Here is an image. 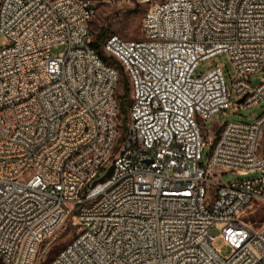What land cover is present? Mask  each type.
Returning <instances> with one entry per match:
<instances>
[{
  "label": "built area",
  "instance_id": "2783aa9c",
  "mask_svg": "<svg viewBox=\"0 0 264 264\" xmlns=\"http://www.w3.org/2000/svg\"><path fill=\"white\" fill-rule=\"evenodd\" d=\"M141 1L142 38L108 34L100 54L93 1L0 0L4 264H34L69 215L78 232L46 264H264V223L245 220L264 204V79L249 78L264 70V0ZM217 54L234 70L231 89L218 65L194 74ZM124 70L136 98L123 131ZM259 102L253 122L203 135L214 114ZM238 171L257 175L213 180Z\"/></svg>",
  "mask_w": 264,
  "mask_h": 264
},
{
  "label": "rangeland",
  "instance_id": "374dc122",
  "mask_svg": "<svg viewBox=\"0 0 264 264\" xmlns=\"http://www.w3.org/2000/svg\"><path fill=\"white\" fill-rule=\"evenodd\" d=\"M95 3L96 13L88 23L90 40L93 41L98 33L105 31V36L108 34H117L118 36L125 39H141L142 34L140 31V24L142 17L149 5V2H143L141 0H91ZM154 1V0H151ZM104 36V37H105ZM0 37V45H1ZM65 48V45L58 44L50 48V54L57 56ZM218 65L221 70L228 89L232 87V80L235 75L234 70L231 66L230 61L224 54H217L208 59L202 60L197 63L194 70V74H204L210 70L213 66ZM250 79L258 78L264 79V70L251 74ZM128 88L127 78L124 73H121L119 80V87L117 94L121 95L124 93L125 88ZM233 96V93H231ZM129 98V97H128ZM231 100H234L231 97ZM262 102L256 105L242 108V107H230L226 109V114L216 113L204 123H201L203 135L208 134L213 136L218 133L220 122L231 121V122H253L261 112L263 111ZM122 114V130H125L124 117ZM264 132V126H263ZM262 152H264V135L262 136ZM210 153V146L206 142L203 146V157ZM255 172H226L216 173L213 180L220 181L221 183L230 182L234 180H243L256 176ZM245 220L249 221L254 226H260L264 223V204L257 203L245 212ZM78 226L75 218L69 215L63 224L47 239H45L37 249L36 256L34 258V264H46L51 258H53L71 239L77 234ZM214 246L219 248L221 255L227 256L230 254V247L223 245L221 239L214 241ZM0 264H4L0 261Z\"/></svg>",
  "mask_w": 264,
  "mask_h": 264
},
{
  "label": "trees",
  "instance_id": "16d2710c",
  "mask_svg": "<svg viewBox=\"0 0 264 264\" xmlns=\"http://www.w3.org/2000/svg\"><path fill=\"white\" fill-rule=\"evenodd\" d=\"M105 36V31H101L100 33L97 34V36L95 37V39L91 42V45L97 49V51L101 54V42L103 40ZM118 67L120 68V70L122 71V68L120 65H118ZM125 91L123 94L118 95V100H119V104H120V109H121V113L125 114V110L126 107L129 103V90L127 87H124ZM124 121H125V117H124Z\"/></svg>",
  "mask_w": 264,
  "mask_h": 264
},
{
  "label": "bare ground",
  "instance_id": "6f19581e",
  "mask_svg": "<svg viewBox=\"0 0 264 264\" xmlns=\"http://www.w3.org/2000/svg\"><path fill=\"white\" fill-rule=\"evenodd\" d=\"M124 75L127 80H134L133 70H124ZM129 98H136V91H129Z\"/></svg>",
  "mask_w": 264,
  "mask_h": 264
},
{
  "label": "water",
  "instance_id": "95a60500",
  "mask_svg": "<svg viewBox=\"0 0 264 264\" xmlns=\"http://www.w3.org/2000/svg\"><path fill=\"white\" fill-rule=\"evenodd\" d=\"M257 81H258V80L255 79L254 82H253V84L256 83ZM239 101H241V100H239ZM111 170H112V167L110 166V167L107 169V171H106V173H105V176H109L110 173H111ZM102 179H103V177L99 178L98 180L101 181Z\"/></svg>",
  "mask_w": 264,
  "mask_h": 264
}]
</instances>
